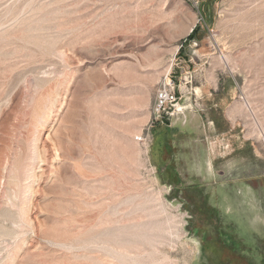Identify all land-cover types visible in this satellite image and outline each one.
Masks as SVG:
<instances>
[{"label": "rangeland", "instance_id": "rangeland-1", "mask_svg": "<svg viewBox=\"0 0 264 264\" xmlns=\"http://www.w3.org/2000/svg\"><path fill=\"white\" fill-rule=\"evenodd\" d=\"M0 264H264V0H0Z\"/></svg>", "mask_w": 264, "mask_h": 264}, {"label": "crops", "instance_id": "crops-1", "mask_svg": "<svg viewBox=\"0 0 264 264\" xmlns=\"http://www.w3.org/2000/svg\"><path fill=\"white\" fill-rule=\"evenodd\" d=\"M188 113L190 114H188L189 120L186 119L185 113L182 116L183 118L178 117L177 120L170 123L165 122L156 125L152 152L155 148L157 155L153 157L161 164V167L169 164L168 161H164L163 153L166 156L170 154L171 157L176 153V158L191 169L194 162L195 148L202 140L200 138V127L204 124L198 123V117H202L198 112L190 111ZM171 163L172 161H170Z\"/></svg>", "mask_w": 264, "mask_h": 264}, {"label": "built area", "instance_id": "built-area-1", "mask_svg": "<svg viewBox=\"0 0 264 264\" xmlns=\"http://www.w3.org/2000/svg\"><path fill=\"white\" fill-rule=\"evenodd\" d=\"M176 87L170 82H164L155 91L152 114L154 120L173 116H184L185 106L179 103Z\"/></svg>", "mask_w": 264, "mask_h": 264}, {"label": "bare ground", "instance_id": "bare-ground-1", "mask_svg": "<svg viewBox=\"0 0 264 264\" xmlns=\"http://www.w3.org/2000/svg\"><path fill=\"white\" fill-rule=\"evenodd\" d=\"M156 155H157V152H156V150H155V148H154V149H153V156L156 157Z\"/></svg>", "mask_w": 264, "mask_h": 264}, {"label": "trees", "instance_id": "trees-1", "mask_svg": "<svg viewBox=\"0 0 264 264\" xmlns=\"http://www.w3.org/2000/svg\"><path fill=\"white\" fill-rule=\"evenodd\" d=\"M194 31H195V29H194Z\"/></svg>", "mask_w": 264, "mask_h": 264}]
</instances>
